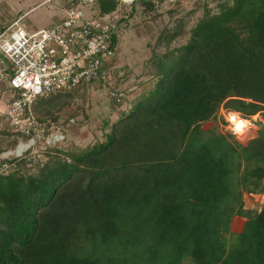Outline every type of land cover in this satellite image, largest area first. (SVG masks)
<instances>
[{
    "label": "trees",
    "instance_id": "1",
    "mask_svg": "<svg viewBox=\"0 0 264 264\" xmlns=\"http://www.w3.org/2000/svg\"><path fill=\"white\" fill-rule=\"evenodd\" d=\"M117 6L98 0L102 15ZM150 67L149 90L103 124V141L9 161L0 264H264V205L243 201L264 193V130L245 144L202 135L222 109L264 118V0L207 12ZM235 218L245 220L238 234Z\"/></svg>",
    "mask_w": 264,
    "mask_h": 264
},
{
    "label": "rangeland",
    "instance_id": "2",
    "mask_svg": "<svg viewBox=\"0 0 264 264\" xmlns=\"http://www.w3.org/2000/svg\"><path fill=\"white\" fill-rule=\"evenodd\" d=\"M143 1L150 0L137 2L131 8L124 9L123 12L118 60L123 64L120 69H122L121 72L124 73V76L122 75L121 78L123 82H121V79L117 80L118 87L128 95L123 106L126 104V106H129L130 101L146 94V88L149 90L148 87L151 86L150 82L152 81L150 59L153 60L155 53L165 54L168 46L169 49H178L185 46L190 40L192 31L207 12L212 15L216 14L221 7L231 4L233 0H155L156 3L150 7ZM59 2V0H0V31L9 27L21 17H25L22 22L24 27L33 30L50 27L58 19V16L62 15L59 10ZM30 10L32 11L25 16ZM170 35H173V37L171 36L170 45L167 46L168 42L165 38ZM241 35L246 38L249 32L244 31ZM70 99V94L58 95L48 100H41L36 105L35 111L37 115L39 114L38 117L45 130V138L37 143L32 150V155L29 156V159H33L34 163L45 161L42 152L49 147L46 143V140L48 141L47 137L52 133L56 134L55 132L64 135V140L60 141L57 147L67 151L72 149L86 150L97 142L104 140L103 135H105L106 125L103 129L100 128L102 127L100 123H105L102 119L104 114L103 112H99L97 116L95 114V119L98 121L96 123L100 127L90 126V120L84 117L89 116L86 100L78 103L77 107L73 105V111L76 114L75 119L78 118L75 125L69 123V119L66 120L62 117L61 112L68 105L72 106ZM237 116L241 117L239 114ZM0 117V173H3V170L8 173L13 169L9 161L16 159L15 155L20 143L18 136L7 128L3 117ZM230 118L231 115L222 109L216 120L203 125V137L230 134L232 129L234 131ZM65 120L66 122H64ZM247 121L250 123L245 129L247 133L237 134L239 138H236L244 144L255 137L258 131L264 130V118L261 114L253 116ZM31 169L27 172L35 171L34 168L31 167ZM243 201L245 209L259 210L264 205V193H245ZM243 223L244 219L235 218L231 225V233H240ZM184 264L192 263L187 260Z\"/></svg>",
    "mask_w": 264,
    "mask_h": 264
},
{
    "label": "built area",
    "instance_id": "3",
    "mask_svg": "<svg viewBox=\"0 0 264 264\" xmlns=\"http://www.w3.org/2000/svg\"><path fill=\"white\" fill-rule=\"evenodd\" d=\"M60 1L63 15L52 26L31 31L22 25L20 18L0 31V54L11 66L8 86L12 92L10 104L1 116L9 130L18 136L19 147H24L20 153L16 152V158L24 157L45 138L35 111L39 101L69 95L94 84L106 89L116 107H122L128 98L117 85L114 62L119 56L124 9L140 0H116L117 9L105 15L100 13L98 0ZM229 115L232 119L238 114ZM55 133L47 137L49 147L64 140L62 133ZM231 133L236 138L237 134H243L235 127Z\"/></svg>",
    "mask_w": 264,
    "mask_h": 264
},
{
    "label": "crops",
    "instance_id": "4",
    "mask_svg": "<svg viewBox=\"0 0 264 264\" xmlns=\"http://www.w3.org/2000/svg\"><path fill=\"white\" fill-rule=\"evenodd\" d=\"M59 6H60L59 10L62 12V15H63V10H62L63 7L61 5V1L59 2ZM34 9H32V10H34ZM32 10L28 11L25 14V16L28 15ZM62 15L58 16V19L54 23L58 22L60 20V18L62 17ZM24 20H25V17L22 18V22ZM27 29L31 30V31L33 30L30 28H27ZM114 64L116 65L115 74L119 80L122 78V75L124 74L121 72L122 69H120L121 66H123V64L120 63V60H118V57L115 60ZM10 75H11L10 63L5 58H3V56L0 54V116L7 109L8 105L10 104V101L12 99V92L8 86V80H9ZM121 82H123V79H121ZM70 95H71V99L69 101H71L72 106L68 105L67 108L61 112L62 113L61 115H62V117L66 118V120L69 119V123H70V120H74V123H72L73 125L76 124V120L78 119V118L75 119L76 114H75V111H73V109H74L73 105H75L77 107L78 103H80V102L82 103L83 100H86L87 114L89 115V116L87 115L88 117L84 116L85 119L90 120V123H89L90 126L95 125V127L97 128V127H100L102 125V127H100L101 129H103L104 123H100V126H98L97 125L98 123H96L98 121H96L97 119H95L96 118L95 114L97 116V114L99 112H101V113L103 112L104 117L102 119H104V122L105 123H107V122L108 123H114L115 121H117L119 116L122 113H124V111H127L129 108L128 106H126L127 104L124 105L122 108H117L116 106H114L113 102L110 100V98L108 96V92L106 91V89L101 84H94L90 88L89 87H82L80 89L75 90ZM35 108H36V106H35ZM37 116H39V114ZM0 119H1V117H0ZM66 120L64 122H66ZM67 126H69V125H67ZM244 224H245V220L243 223V227H244ZM243 227H242V229H243Z\"/></svg>",
    "mask_w": 264,
    "mask_h": 264
},
{
    "label": "bare ground",
    "instance_id": "5",
    "mask_svg": "<svg viewBox=\"0 0 264 264\" xmlns=\"http://www.w3.org/2000/svg\"><path fill=\"white\" fill-rule=\"evenodd\" d=\"M233 123L236 131L238 133H244L245 129L250 125V123L247 120H244L243 118L239 116H233L232 119H230V123ZM24 147L20 146L18 148L17 153H20Z\"/></svg>",
    "mask_w": 264,
    "mask_h": 264
}]
</instances>
